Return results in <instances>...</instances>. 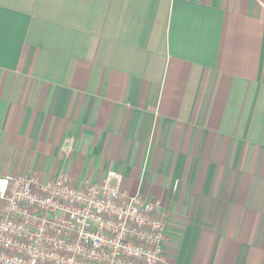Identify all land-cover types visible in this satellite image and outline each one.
Listing matches in <instances>:
<instances>
[{"label": "crops", "instance_id": "0c3cea01", "mask_svg": "<svg viewBox=\"0 0 264 264\" xmlns=\"http://www.w3.org/2000/svg\"><path fill=\"white\" fill-rule=\"evenodd\" d=\"M110 170L166 264H264V0H0V176Z\"/></svg>", "mask_w": 264, "mask_h": 264}, {"label": "built area", "instance_id": "2783aa9c", "mask_svg": "<svg viewBox=\"0 0 264 264\" xmlns=\"http://www.w3.org/2000/svg\"><path fill=\"white\" fill-rule=\"evenodd\" d=\"M122 183L1 174L0 264H166V214Z\"/></svg>", "mask_w": 264, "mask_h": 264}]
</instances>
